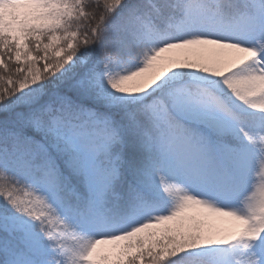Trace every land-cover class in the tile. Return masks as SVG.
Instances as JSON below:
<instances>
[{"label": "snow or ice", "instance_id": "snow-or-ice-1", "mask_svg": "<svg viewBox=\"0 0 264 264\" xmlns=\"http://www.w3.org/2000/svg\"><path fill=\"white\" fill-rule=\"evenodd\" d=\"M0 264H264V0H0Z\"/></svg>", "mask_w": 264, "mask_h": 264}]
</instances>
